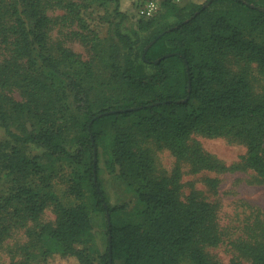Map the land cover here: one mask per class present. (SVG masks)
<instances>
[{
  "label": "trees",
  "instance_id": "obj_1",
  "mask_svg": "<svg viewBox=\"0 0 264 264\" xmlns=\"http://www.w3.org/2000/svg\"><path fill=\"white\" fill-rule=\"evenodd\" d=\"M49 1L0 0V43L8 42L19 58L26 57L29 70L40 68L43 73L28 76L31 71L26 69L20 78L30 92L27 102L0 96V182L14 183L10 194L0 199V246L11 231L3 216L14 202L21 206V221L32 223L25 226V234L36 245L34 253L25 252L30 246L22 248L25 254L12 257L10 264H52L69 258L96 264L77 248L92 231L90 210L104 213L106 220L108 214L101 264H216L207 252L223 242L216 205L195 196L181 201L179 171L172 178L155 176L150 153L141 143L154 140L194 172L224 171L230 168L205 152L193 135L229 137L244 143L243 165L264 183V91L253 89L246 71L255 65L264 75V0H205L183 7L166 0L159 18L161 8L153 18H138L144 37L122 31L126 16L116 7L114 15L120 18L106 39L107 85L118 95L99 103L88 88L93 75L88 63L74 60L65 48L59 58L48 52L50 20L43 5ZM219 2L235 8L213 9ZM61 3L86 27L79 5ZM231 58L243 61L241 72L230 68ZM60 92V99L72 97L80 118H67L50 106V98ZM108 111L114 112L96 118ZM107 129L113 132L114 164L135 182L141 222L126 218L127 204L111 206L102 189L94 148ZM28 146L42 153L28 155ZM54 157L75 164L89 160L72 178L69 192L78 201L75 205H63L54 193L31 181L40 172V160ZM49 205L55 220L41 223L39 217ZM249 229L247 239L230 243L252 264H264V220L257 217Z\"/></svg>",
  "mask_w": 264,
  "mask_h": 264
},
{
  "label": "rangeland",
  "instance_id": "obj_2",
  "mask_svg": "<svg viewBox=\"0 0 264 264\" xmlns=\"http://www.w3.org/2000/svg\"><path fill=\"white\" fill-rule=\"evenodd\" d=\"M62 0H50L44 2V8L50 23L47 30L48 52L55 58L60 57L61 48L68 49L73 53L74 60L86 62L92 70V77L88 83L91 91V98L96 103L104 98L117 97V92L110 85H107L109 78L108 67V44L106 40L113 33L114 23L118 22V16L114 15V9L125 14L126 18L122 24V31L132 34L139 33L142 37L146 33L138 31L139 17L137 8L143 0H70L79 5L82 16L86 20V27L83 22L75 18V14L67 12L63 7ZM166 0H161L164 2ZM60 2V3H59ZM64 2V0H63ZM178 6L191 4H201L205 0H171ZM263 2V0H262ZM235 8L229 2H219L213 9ZM163 9L161 8L160 15ZM88 25V26H87ZM90 26V29L88 27ZM96 32V39L92 41ZM8 42L0 43V96L7 97L17 102L29 100L30 92L25 89L22 76H26L28 69L27 58L19 55L13 50ZM95 43V44H93ZM228 65L234 72H241L245 67L242 60L230 59ZM148 71H153L149 67ZM248 78L256 92L264 91V75L260 74L255 65L246 69ZM28 76H42V70L36 68ZM59 96L50 98V106L55 108L59 114H64L67 118L76 116L80 118V111L76 108L72 97L60 99ZM44 103L46 100H43ZM96 109V106H95ZM113 132L107 129L105 135L100 140L97 147L98 174L102 189L111 206L127 204L126 218L141 222L140 210L142 209L135 193V182L127 176L121 175L119 166L114 164L111 156V142ZM4 139L3 130L0 128V141ZM196 140L203 150L212 155L219 162L230 168L229 170H200L194 172L190 166L180 161L178 162L172 153L159 145L154 140H144L141 145L148 149L152 158L153 174L157 177L172 178L174 171H179L178 194L181 201H186L190 196L206 200L216 205L219 227L224 234L223 242L217 246L207 249L213 262L216 264H230L237 260L241 264H252L250 258L233 247L232 241L247 239L250 232L249 225L258 217L264 220V183L260 182L255 174L243 165L242 157L246 153L244 143L229 137H207L194 134ZM28 155L41 154L42 150L34 146L25 149ZM89 160L82 164H75L70 159L64 157H54L51 160L42 158L39 162L40 172L33 175L31 181L41 189L54 193L65 206H72L78 203L76 198L70 194L69 188L75 174L81 173L88 165ZM209 180H215L212 185ZM14 188V183L0 182V199L8 196ZM21 206L14 202L3 216V220L11 226V231L5 242L0 246V264H10L12 257L21 258L25 254L22 248L30 246L25 252L34 253L36 245L30 243L25 234L27 227L32 225L29 221H21L18 209ZM92 231L82 239L77 248L94 260L96 264H101L100 256L105 253L107 247V220L104 213L90 210ZM55 214L53 206L49 205L40 215L41 223H53ZM52 264H78L73 258L66 260L57 259ZM183 264H192L184 261Z\"/></svg>",
  "mask_w": 264,
  "mask_h": 264
},
{
  "label": "built area",
  "instance_id": "obj_3",
  "mask_svg": "<svg viewBox=\"0 0 264 264\" xmlns=\"http://www.w3.org/2000/svg\"><path fill=\"white\" fill-rule=\"evenodd\" d=\"M161 8V0H143L137 8V15L140 18L150 19L156 16Z\"/></svg>",
  "mask_w": 264,
  "mask_h": 264
},
{
  "label": "water",
  "instance_id": "obj_4",
  "mask_svg": "<svg viewBox=\"0 0 264 264\" xmlns=\"http://www.w3.org/2000/svg\"><path fill=\"white\" fill-rule=\"evenodd\" d=\"M207 5H208V4H205V5L203 6V8H205ZM155 41H156V40H152V41L148 44V46H146V48H145V50H144L143 57L145 56V53L147 52V50L149 49V47H150L151 45H153V43H155ZM113 112H114V111H108V112H105V113L99 114V115L96 116V118H100L102 115L109 114V113H113ZM96 159H97V149L94 148V162L96 161ZM96 180H97V175H96L95 170H94V181L96 182ZM107 220H108V222H109L108 214H107Z\"/></svg>",
  "mask_w": 264,
  "mask_h": 264
}]
</instances>
